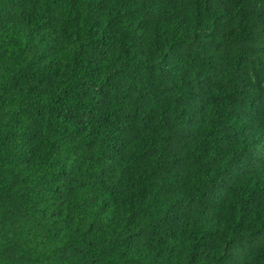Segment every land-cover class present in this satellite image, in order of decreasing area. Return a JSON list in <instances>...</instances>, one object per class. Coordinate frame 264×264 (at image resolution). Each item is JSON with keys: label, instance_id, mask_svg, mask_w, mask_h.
<instances>
[{"label": "trees", "instance_id": "trees-1", "mask_svg": "<svg viewBox=\"0 0 264 264\" xmlns=\"http://www.w3.org/2000/svg\"><path fill=\"white\" fill-rule=\"evenodd\" d=\"M0 264H264V0H0Z\"/></svg>", "mask_w": 264, "mask_h": 264}]
</instances>
